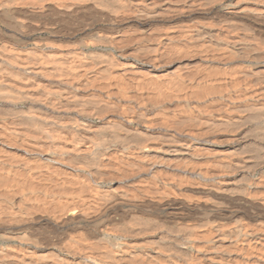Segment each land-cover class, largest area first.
I'll return each instance as SVG.
<instances>
[{"label":"bare ground","instance_id":"bare-ground-1","mask_svg":"<svg viewBox=\"0 0 264 264\" xmlns=\"http://www.w3.org/2000/svg\"><path fill=\"white\" fill-rule=\"evenodd\" d=\"M193 56L208 95L156 109L148 77ZM248 89L264 0H0V264H264Z\"/></svg>","mask_w":264,"mask_h":264},{"label":"rangeland","instance_id":"rangeland-1","mask_svg":"<svg viewBox=\"0 0 264 264\" xmlns=\"http://www.w3.org/2000/svg\"><path fill=\"white\" fill-rule=\"evenodd\" d=\"M164 50V48H161V50H160V60L162 61V62H164V63H167V61L168 62H170V58H172V56L171 55H173V54H171L172 53V51L170 52V50H167V48H166V50L165 51H163ZM166 54V55H165ZM198 57H196V56H193V58H192V60H191V62H188L187 60H186V62L184 63V68H178V66H172L171 68H169V69H165V68H162L159 72H156V73H154L153 75H151V76H149L148 78H151L150 79V81H151V83H152V86L149 88L150 89V96H149V98H150V100H151V102L153 103V105L156 107V109H158L159 110V108H158V106H159V103H160V105L162 106L163 105V103L165 102V103H167V102H169V103H173L174 105L172 106V108H170V110H171V114H172V110H176L177 111V109L179 108V106H178V100H188L189 101V103L190 104H192L196 99H202V98H204V97H206L207 95H208V93H209V89H208V87L207 86H205V85H197V82L199 81V78H197L196 79V74H197V77L199 76V73H201L203 70H204V68L205 67H207V65H203L198 59H197ZM195 59V60H194ZM194 63V65H192ZM202 64V65H201ZM191 65V66H190ZM189 66V67H188ZM192 66H193V68H192ZM195 66V67H194ZM236 66V65H235ZM235 66H228V67H224V69H226V72H225V74H231L232 72H233V70L234 69H236V67ZM187 67V68H186ZM214 68V69H213ZM185 69H187V70H185ZM193 69V70H192ZM168 70V71H167ZM173 70V71H172ZM218 70H221L220 68H218V67H216V66H213V67H211L210 69H208V70H206V72H204V73H210V74H213V75H217V74H219L217 77H220L221 75H224V73H222L223 72V70H221V71H218ZM227 70H229L230 71V73H229V71L227 72ZM180 71V72H179ZM197 71H199V72H197ZM197 72V73H196ZM212 72V73H211ZM171 73V74H170ZM174 75H173V74ZM163 74H165V76L163 75ZM221 74V75H220ZM162 75V76H161ZM173 75V76H172ZM164 76V77H163ZM168 77H170V78H168ZM146 78V80L144 81L143 80V86H144V90L146 91L147 90V85L145 84V83H148V82H146V81H148L147 79V77H145ZM156 79V81H155V79ZM162 78H164V79H162ZM183 78H184V82H185V85L184 84H182L181 83V79L183 80ZM160 79V80H159ZM190 80H192L193 81V83L192 84H190L189 83V81ZM141 81H142V78H141ZM162 81H168V82H170V84H169V87L167 86V87H163L162 86V84H160ZM188 81V82H187ZM196 82V83H195ZM154 84V85H153ZM194 85V86H193ZM155 86V87H154ZM147 87V88H146ZM152 87H154V89L152 88ZM161 87V88H160ZM187 87V88H186ZM192 87H194V88H192ZM160 89H162V90H160ZM176 89V90H175ZM182 90V91H181ZM194 90V91H193ZM174 91H176V92H174ZM207 91V92H206ZM216 91L217 92H224L223 94H225V92H227V91H230L231 92V95H233V93H232V91H234V89L231 87V86H228V88H227V91H225L223 88H216ZM187 92V93H186ZM241 92H244V90H241ZM172 93V94H171ZM175 93V94H174ZM245 93V92H244ZM152 94H156L155 96L154 95H152ZM185 94V95H184ZM175 95V96H174ZM217 95V94H216ZM246 95H248V99L249 100H247V102L246 103H251L250 105H255V104H257V105H261V106H264V95H262L263 97L261 98V95H255L254 94V90H252V89H248L247 90V92H246ZM161 96V97H160ZM165 96V97H164ZM204 96V97H203ZM144 97H145V95H144ZM155 97V98H154ZM163 97V98H162ZM184 97L186 98V99H184ZM192 97V98H191ZM253 97V98H252ZM257 97V98H256ZM158 98V99H157ZM160 98V99H159ZM233 97H229V98H225L224 99V101H223V103L224 104H229V103H231V102H233L234 100H231ZM162 99V100H161ZM154 102H153V101ZM161 100V101H160ZM251 100H253L252 102H251ZM158 101V102H157ZM164 101V102H163ZM229 102V103H228ZM175 103L177 104L176 106H175ZM158 104V105H157ZM263 104V105H262ZM156 112H157V110H156ZM178 112V111H177ZM214 114V115H213ZM229 114V115H228ZM235 113H231V112H228V110H225L224 108H221L220 110H214L213 112H212V115L215 117V118H218V117H223V116H225V117H230V116H233ZM204 115H207V113H205ZM219 115V116H218ZM170 186V185H169ZM171 187H174L175 189H177V187L178 186H173V185H171ZM178 193V194H177ZM176 194L180 197L181 195H183V196H181V198H179L178 196H176L175 197V199H180V201L181 200H183L182 202H184V203H186V202H188V203H186V204H192V203H194V202H196V200L198 199V197L197 196H192L191 194H189V193H183V192H177ZM186 194H188L189 195V197H192L191 199L188 197V195H186ZM186 195V196H185ZM194 197V198H193ZM154 201H158L159 203H160V200L159 199H155ZM192 203H191V202ZM157 202V203H158ZM158 203V204H159Z\"/></svg>","mask_w":264,"mask_h":264}]
</instances>
